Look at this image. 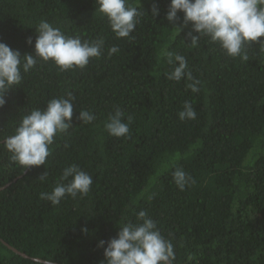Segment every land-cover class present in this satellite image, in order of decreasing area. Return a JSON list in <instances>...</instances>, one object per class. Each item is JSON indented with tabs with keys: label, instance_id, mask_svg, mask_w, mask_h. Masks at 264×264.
I'll use <instances>...</instances> for the list:
<instances>
[{
	"label": "trees",
	"instance_id": "1",
	"mask_svg": "<svg viewBox=\"0 0 264 264\" xmlns=\"http://www.w3.org/2000/svg\"><path fill=\"white\" fill-rule=\"evenodd\" d=\"M131 2L142 15L130 38L118 39L95 0H0V42L21 56L34 53L40 20L82 42L104 40L84 68L61 72L38 61L0 108V264H101L98 242L142 210L173 244L172 264H264V46L247 45V61L208 37L193 47L183 13L179 34L168 24L170 0ZM113 46L119 51L109 55ZM164 51L185 57L198 92L187 77L167 78L176 65ZM69 93L72 127L54 139L45 165L10 161L3 139L22 116ZM185 101L194 120L178 118ZM116 109L125 122L132 117L127 137L105 130ZM81 110L96 119L81 123ZM70 165L92 176L88 195L56 206L41 199ZM177 167L194 180L183 191L173 181Z\"/></svg>",
	"mask_w": 264,
	"mask_h": 264
},
{
	"label": "clouds",
	"instance_id": "2",
	"mask_svg": "<svg viewBox=\"0 0 264 264\" xmlns=\"http://www.w3.org/2000/svg\"><path fill=\"white\" fill-rule=\"evenodd\" d=\"M95 12L105 17L116 38H130L139 23L142 12L131 0H95ZM183 13L184 26L191 24L188 33L190 43L197 47L202 37H208L217 43L230 57H240L247 61L244 52L247 45L257 43L264 46V0H170L166 19L178 34L181 27L178 22ZM153 17L159 14L154 4L151 10ZM37 33L34 53L21 56L19 50L0 42V108L7 102L11 89L21 85L23 74L29 73L38 61H51L61 72L74 68H84L91 58L102 55L104 40L81 41L79 37L67 36L60 28L54 27L46 20H40L35 26ZM192 32L198 33L193 35ZM32 45V39L26 41ZM113 46L108 54L118 52ZM169 65L175 64L167 73V78L179 82L187 77L193 82L188 85L192 92L200 89L198 80H193L185 57L169 51L162 52ZM75 97L71 93L66 98L51 99L44 109H33L23 115L14 134L3 139V145L10 153V161L27 169L31 166L45 165L50 155V146L54 139L72 127ZM178 118L194 120L196 112L190 102L185 101ZM81 123L91 124L96 116L89 110L79 111L77 117ZM132 117L124 120L120 109L110 113L105 123V130L110 136L121 138L130 134ZM45 171L39 179L45 180ZM173 181L183 191L186 185L194 183L181 168H175ZM93 178L77 165L63 169L56 186L51 192H42L40 198L50 201L53 206L59 205L66 197L76 199L87 196L91 190ZM137 222H126L118 225V232L108 241L100 240L97 247L103 248L104 261L101 264H172L175 258L173 244L166 240L157 228L156 222L145 211L136 214ZM82 231L87 232L85 228ZM105 244L107 245L105 247Z\"/></svg>",
	"mask_w": 264,
	"mask_h": 264
},
{
	"label": "water",
	"instance_id": "3",
	"mask_svg": "<svg viewBox=\"0 0 264 264\" xmlns=\"http://www.w3.org/2000/svg\"><path fill=\"white\" fill-rule=\"evenodd\" d=\"M5 187H7V185H5L4 187L0 188V190H2V189L5 188ZM9 248H10V247H9ZM10 249L13 250L14 252L20 254L21 256L26 257L24 254L19 253L18 251L14 250V249H12V248H10ZM38 261H42V260H38Z\"/></svg>",
	"mask_w": 264,
	"mask_h": 264
}]
</instances>
